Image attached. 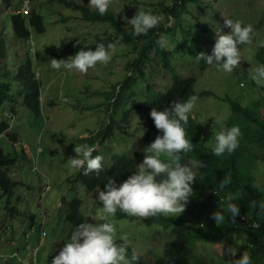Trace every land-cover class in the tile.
I'll return each instance as SVG.
<instances>
[{
  "label": "trees",
  "instance_id": "trees-1",
  "mask_svg": "<svg viewBox=\"0 0 264 264\" xmlns=\"http://www.w3.org/2000/svg\"><path fill=\"white\" fill-rule=\"evenodd\" d=\"M35 1L0 0V13H8L12 10L7 14V23L11 27L12 36L25 44L34 35L45 34L44 19L39 14L41 6L35 8ZM58 1L61 6L69 10V13L79 14L85 23L102 24L108 27L111 32L105 33L101 43L105 46L114 43L115 48H118L120 52V55L115 58L124 59L121 80L110 84L107 89L93 92L95 96L102 97L100 104L78 108L80 101L76 99V105L73 106L79 112L102 108L105 113L103 119L96 121L98 130L86 132L89 136L78 138V145L87 143L95 146L96 151L93 156H105V161H107L109 152H107L106 145L111 144L117 155L110 158L111 165L103 166L99 177L94 173L85 176L81 170L71 186L75 188L80 184L84 187L87 185L104 190V184L109 179L123 180L134 171L139 159L144 158V146L147 147L160 134L150 117L152 108L162 110L171 102L186 100L193 94L198 97L209 96L210 93L206 92L197 94L195 92L196 75L193 74L195 78L183 77L178 74V68H175L180 65H175V63L177 58L183 61L189 59L192 61V71H198L199 75L206 68L213 67L207 66L203 60L198 61L196 57L201 52L211 54L216 40V25L222 28L221 34H228L231 31L230 28L223 27V20L219 23L215 19L211 20V24L208 22L210 16L215 15L212 3L221 8L228 0H170L169 4L166 3L167 0H163L155 6L158 15H161L163 20L157 28L150 30L147 36H135L132 28H127L112 11L101 16L96 11H90L84 5L74 1ZM24 2H28L32 7L27 16L19 14ZM156 9L153 12H156ZM232 12L235 14L236 10ZM66 20L68 18H61L60 22L64 23L63 21ZM241 24L248 25L247 23ZM260 24L264 26V13ZM7 35V33L4 35L0 32V138L7 137L10 143L16 145L19 136L11 134V130L13 129L12 121L21 115L18 109L23 107L36 118L41 117V82L33 71L32 60L28 52L24 57L9 52L6 45ZM96 45L97 43H93L89 48L95 50ZM245 46L240 45V51ZM55 57L57 60L63 59L60 56ZM254 62L264 65V47L259 48ZM10 66L14 67V75L11 73ZM167 76L170 77V85L165 90L156 92L149 85L152 80L164 79ZM254 88L260 90L262 95L259 102L252 104L250 108L243 107L235 100L227 101L230 106V116L224 122L223 128L239 126L242 133L239 147L231 154L225 153L220 157L212 155L211 150L215 140L212 143L213 138L205 135L201 123L189 119L186 135L195 147L192 152L182 154L183 158L180 162L191 166L192 161L199 160L204 165L200 169H194L197 178L192 184L195 194L193 195L199 203L193 207L190 214L194 217V213L197 212L195 221L186 222L182 218L174 219L158 215L151 217L150 222L164 231L171 228L177 230L187 241L186 245L204 246L240 241L242 247L236 258L246 251L252 258V264H264V212H261L258 207H253V201H264V191L261 190L264 186L257 184V178L254 175L256 164L264 160V89L258 88L256 84ZM138 113L140 115L135 118ZM14 130L17 131L16 128ZM129 142H134L132 148ZM21 157L27 160L22 151ZM17 158L18 155L5 154L0 147V192L7 197V205L13 198L15 189L21 186L13 180L11 175V172L15 170ZM209 191V196L201 200L198 194ZM229 195L233 196V203L240 208L241 215L236 221L228 217L229 213L226 210V199ZM73 200L70 203L64 201L66 210L63 223H68L66 234L68 232L69 239L73 229L79 223L84 222L79 215V203L76 201L78 199ZM7 209L11 216H19L16 209L10 207ZM215 212L222 215L224 219L215 221L213 219ZM115 217L119 221L133 218L122 212ZM26 218L31 226L29 224L24 230V235L37 226L31 223L33 216H26ZM135 219H140V217ZM200 221L205 222L203 228L200 227ZM40 230L41 228L37 232ZM40 242L37 239L34 244L39 246ZM32 248L36 247L32 246ZM133 255L127 249V258L131 264H146V262H141L140 257L137 256V259L132 261ZM163 262L164 264H194L185 252L175 251L171 247L166 248Z\"/></svg>",
  "mask_w": 264,
  "mask_h": 264
},
{
  "label": "rangeland",
  "instance_id": "rangeland-1",
  "mask_svg": "<svg viewBox=\"0 0 264 264\" xmlns=\"http://www.w3.org/2000/svg\"><path fill=\"white\" fill-rule=\"evenodd\" d=\"M70 1L85 7L88 4V0ZM162 1L113 0L108 11L114 12L127 28H132L131 25L126 24L123 17L131 19L137 11L145 8L147 10L144 11H151L158 15L155 6ZM166 3L169 4L170 0ZM39 5L41 6L39 14L44 19L45 34L34 35L27 44L12 36L7 23V14L12 10L8 13H0V32L4 35L8 34L6 45L9 52L20 57H24L28 52L32 60L33 71L41 82V117L36 118L25 108L20 107L18 110L21 115L12 121L13 129L11 130V134L19 136L18 144L13 145L7 137L0 138V147L5 154L18 155L15 170L11 172V175L14 181L21 184L15 189L9 205H7V197L0 192V264L8 262L17 264L18 259L27 256L25 251L29 250V245L38 247L34 244L37 239L41 241L37 264H51L52 258L61 249L58 248L54 255L56 246L61 242L63 228L65 229L62 243L65 240L67 227H64L63 223L64 201L70 202L78 197L82 201L81 214L85 222L93 224L105 222L101 219L104 213L102 205L96 200L97 193L85 195L80 186L77 185L75 188L71 186L80 171L72 169L68 161L76 156L74 147L78 145L77 139L82 136L87 138L89 135L86 132L88 131H97L96 121L103 119L105 113L102 108L79 112L73 106L76 105V99L80 101L78 108L100 104L102 97L95 96L93 92L107 89L110 84L121 80L124 59L115 58L120 55L118 48H115L112 52V59L107 65L97 64L86 74L69 72L63 68L60 70L51 68V59H56L55 56L62 57V60L68 59L81 49L88 50V46L93 43L103 42L105 33L111 31L106 26L86 24L81 16L69 13V10L61 6L58 0H36L35 8ZM263 7L264 0H228L221 8L212 3L215 15L210 16L209 24L212 23V19L219 23L224 16L234 21L247 23L254 28L255 37L250 46L243 51L240 68L234 70L233 73H225L223 70L218 71L215 67H208L199 75L198 71H192V61L176 59L175 65H180L175 67L178 68V74L186 78H195L193 74L196 75L198 93L209 91L213 94V97L198 99L192 112V116L200 123H207L210 131L212 129L213 132L222 130L224 122L230 115V107L225 102L226 97L238 101L243 107L250 108L254 102H259L262 95L260 90L256 92L252 89L254 81L251 79V74L253 68L258 67L253 61V55L260 43L264 42V26L260 24L264 13ZM30 8H32L31 5ZM155 9L156 12H153ZM233 10H236L235 14ZM238 14L241 16H237ZM61 18H68V21L61 23ZM10 70L14 75V67L10 66ZM240 84H244L242 89L239 87ZM149 85L156 92L165 90L170 85V77L154 79ZM139 115L140 113L136 114L135 118ZM15 128L17 131L14 130ZM213 132L211 134L212 143L215 140ZM129 144L131 148L132 143L129 142ZM106 146L109 152L107 156L110 159L116 155L115 149L111 144ZM21 151L27 160L21 157ZM105 159L104 156L103 160ZM254 175L257 178V184L264 186V160L256 164ZM190 201L192 197L189 198ZM8 207L16 209L19 216H11ZM192 209V206L187 204L184 212L179 216L166 217L182 218L186 222H194L197 212L192 217L190 214ZM26 216H33L31 223L37 226L24 235V230L30 224ZM107 222L115 225L117 241H121L120 236H126L133 253L146 264H164L163 256L167 247L185 252L194 264H232L233 258L227 255L224 249L238 247L239 253L242 247L241 242L237 240L230 244L220 242L204 246L186 245L187 241L173 228L164 231L152 223L139 220L119 222L113 216H108ZM40 228V232H37Z\"/></svg>",
  "mask_w": 264,
  "mask_h": 264
},
{
  "label": "clouds",
  "instance_id": "clouds-1",
  "mask_svg": "<svg viewBox=\"0 0 264 264\" xmlns=\"http://www.w3.org/2000/svg\"><path fill=\"white\" fill-rule=\"evenodd\" d=\"M112 3L113 0H88L87 7L94 9L99 15L103 16L108 12ZM29 13L30 4L24 2L20 8L19 14L27 16ZM75 15L78 16L79 14ZM123 19L126 24L131 25L135 36H147L150 30L157 28L163 20V17L151 11L139 10L133 18L128 19L127 17H123ZM67 21L68 20L63 22L66 23ZM223 27L230 28L231 31L228 34H221L222 28L216 25V40L211 54L207 55L201 52L196 59L198 61L203 60L207 66H213L218 71L223 70L225 73H233L234 70L240 68L243 51L252 43L255 32L252 25H242L241 22L234 21L224 16ZM121 39H123L122 36ZM240 45L246 46L240 51ZM89 47L90 45L88 46V50L81 49L67 60L58 61L56 59H51L50 67L55 70L63 68L69 72L74 71L86 74L89 69L94 68L97 64L107 65L112 59V52L116 45L114 43H109L105 46L103 43H97L95 50ZM261 47H264V42L260 43L257 51L254 53L253 61L255 54ZM255 64L258 67L256 69L253 68L251 79L254 81L252 89L257 92L258 89L254 88V84H256L258 88L264 89V65ZM243 86L244 84L239 85L240 88ZM196 87L195 83V92L197 94L206 92L210 93L209 96L204 95L203 97H198L193 94L186 100L171 102L162 110L152 108L150 117L160 134H158L154 141L147 147L144 146V158L141 157V159H139L138 163L135 165L134 171L128 176L119 181L109 179L104 184V190L99 187L93 188V186L88 187L87 185L84 187L78 184L85 195H90L94 192L97 193L96 200L102 205L104 213L101 219L105 222L99 224L85 222L81 214L82 201L78 197H75L78 199L76 201L79 203V215L84 222L79 223L73 229L70 234V239L68 238L67 232V234H65V240L62 243L65 229L63 228L61 242L57 245L58 247L56 246L54 255L58 248L61 249L59 253L52 258L51 264H129L127 249L132 253L133 251L129 247L128 238L126 236H120L119 239L121 241H117L115 225L111 222H107L108 216H113L116 220L115 216H117L119 212H122L129 217H133L132 220L123 219L125 221L132 222L139 220L143 222L149 221L148 223H151V217H156L158 215L177 217L184 212L187 204L191 205L192 208L198 205L199 200L194 198L195 194L193 193L192 184L197 178L194 169L202 168L204 166L203 162L199 160L192 161L191 166L180 162L183 158L182 154L192 152L195 147L191 140L187 138L186 128L190 118L200 123L197 118L192 116L193 109L198 99L213 97V94L209 91L198 93ZM61 95L63 94L61 93ZM225 99H227L225 100L226 103L228 100H231L228 97ZM255 103L256 102H254L253 105ZM201 124L205 135L211 136L213 129L210 131L205 122ZM138 135L140 134L138 133ZM213 135L215 144L211 150L212 155L220 157L225 153H233L239 147L242 133L239 126H232L230 128H223L218 132H213ZM81 138H83V136ZM133 140L135 141V138H133ZM133 144L134 142L132 143V147ZM95 151V146H90L87 143L76 144L74 147L76 156L68 159L70 167L77 171L83 170V175L85 176L89 175V173H94L99 177L103 170V166L111 165L112 160L109 159L105 161L101 155L93 156ZM131 168H133V166ZM261 190L264 191V189ZM209 193L210 191L198 195H200L201 200H205L209 196ZM190 197H192V201L189 202ZM73 199L71 201H74ZM233 199L231 195L227 197L226 210L229 213L228 217H230L232 221H236L241 213L237 204L233 203ZM192 202H194V204H191ZM253 207H258L261 212H264V201H253ZM65 210L66 206L63 207L64 214ZM136 217H140V219H135ZM213 219L218 221L223 220L224 217L215 212ZM199 224L201 225L200 227H204L202 221H200ZM64 227L68 229V223H64ZM141 234L145 235L143 232H141ZM40 245L35 249H33L32 246H28L29 250L25 251L27 252V256L23 259H18L17 264H37ZM238 250V247H227L224 249L227 255L233 258L232 264H252V258L246 251L240 253L239 258H236ZM137 257L134 254L131 260L135 261ZM15 258L18 257L15 256Z\"/></svg>",
  "mask_w": 264,
  "mask_h": 264
},
{
  "label": "built area",
  "instance_id": "built-area-1",
  "mask_svg": "<svg viewBox=\"0 0 264 264\" xmlns=\"http://www.w3.org/2000/svg\"><path fill=\"white\" fill-rule=\"evenodd\" d=\"M240 219L244 221V219H243V218H240Z\"/></svg>",
  "mask_w": 264,
  "mask_h": 264
}]
</instances>
